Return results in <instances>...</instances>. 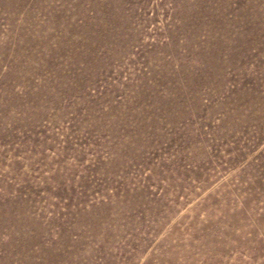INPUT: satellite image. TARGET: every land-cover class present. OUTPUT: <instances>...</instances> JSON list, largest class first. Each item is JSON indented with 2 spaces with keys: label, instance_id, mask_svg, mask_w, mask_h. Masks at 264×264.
Masks as SVG:
<instances>
[{
  "label": "rangeland",
  "instance_id": "rangeland-1",
  "mask_svg": "<svg viewBox=\"0 0 264 264\" xmlns=\"http://www.w3.org/2000/svg\"><path fill=\"white\" fill-rule=\"evenodd\" d=\"M0 264H264V0H0Z\"/></svg>",
  "mask_w": 264,
  "mask_h": 264
}]
</instances>
